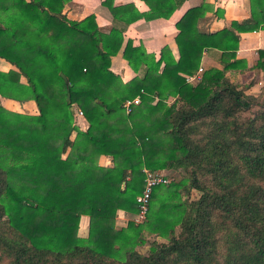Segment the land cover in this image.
<instances>
[{
	"label": "trees",
	"instance_id": "obj_1",
	"mask_svg": "<svg viewBox=\"0 0 264 264\" xmlns=\"http://www.w3.org/2000/svg\"><path fill=\"white\" fill-rule=\"evenodd\" d=\"M67 1L0 0V59L12 66L0 69V98L31 100L37 109L0 104V264H264V110L251 121L254 97L225 76L247 68L236 57L239 33L264 30V0H248L247 18L214 32L196 22L207 10L221 15L218 7L200 0L187 8L174 22L177 59L166 45L155 59L127 39L121 56L142 74L126 82L109 69L124 28L167 19L183 0H141L143 12L102 0L121 23L107 33L93 14L67 19ZM205 49L219 51L222 68L186 83ZM256 56L264 70V49ZM136 95L140 103L124 113L122 101ZM166 167L186 177L154 185L145 219L116 227L117 210L137 212L143 170ZM181 189L200 193L180 201ZM81 215L86 237L77 235ZM142 231L167 242L143 256L135 248Z\"/></svg>",
	"mask_w": 264,
	"mask_h": 264
},
{
	"label": "crops",
	"instance_id": "obj_2",
	"mask_svg": "<svg viewBox=\"0 0 264 264\" xmlns=\"http://www.w3.org/2000/svg\"><path fill=\"white\" fill-rule=\"evenodd\" d=\"M102 0H68L64 3L62 13L69 20L78 21L88 14H93L95 22L99 27V30L103 33H107L113 26H121V23H113L111 15L107 8L101 5ZM214 8L218 7L222 13L216 16L212 10H207L203 16L197 19L196 27L201 32H214L223 27L229 25L231 20L241 21L249 16L248 0H206ZM132 2L134 7L143 12L147 10L146 5L141 0H112V5H122ZM200 0H183L173 13L167 18H156L153 20L145 21L138 19L128 24L122 33L123 41L117 53L110 57L109 69L114 74H117L122 82L130 80L134 76H140L142 69L134 72L122 58L121 52L127 39L132 41L133 45H141L146 53L152 54L154 58H158L159 50L162 46L166 45L174 59H177L178 52L174 42V35L176 33L174 22L180 17V15L189 7L195 6ZM264 49V30H257L251 32H240L238 48L236 51V57L244 59L247 65L245 70H229L225 72V76L234 84H244V73H250L251 67L256 61V50ZM219 51L215 49H205L202 52L199 65L203 70L207 67L222 68V65L218 62ZM2 60V59H0ZM5 62L4 60H2ZM1 62V61H0ZM6 63V62H5ZM8 64V63H7ZM1 67L12 68L9 64H3ZM259 73H263L260 69H257ZM247 76V75H245ZM253 85V84H252ZM259 83L250 86L247 90H244L247 94H257ZM240 88V86H239ZM242 88V87H241ZM173 96H168L166 104L173 101ZM33 102V101H32ZM25 104H32L31 100L24 102ZM22 103V104H24ZM76 124L79 128L84 129L87 123L83 116H78ZM74 137V133H72ZM73 137H70L71 139ZM104 163L102 165L109 166L111 164L109 157L100 156ZM166 169V168H164ZM164 169H160L164 172ZM132 214L123 210H117L115 217L116 227H125L127 221ZM77 235L80 237L87 236V216L81 215L78 222Z\"/></svg>",
	"mask_w": 264,
	"mask_h": 264
},
{
	"label": "rangeland",
	"instance_id": "obj_3",
	"mask_svg": "<svg viewBox=\"0 0 264 264\" xmlns=\"http://www.w3.org/2000/svg\"><path fill=\"white\" fill-rule=\"evenodd\" d=\"M0 61H1L0 62L1 65H3V64L8 65L7 63L3 62L2 60H0ZM0 69H6V68L0 66ZM250 69H251L250 73L248 72V73L243 74L244 75L243 77H245V83L241 84L239 86L242 87L243 90H247L248 89L247 88L248 83L252 82L253 85L259 83V85L257 86L258 90H259L258 92H256L257 94H254V95L249 94V95L254 97L253 99H255L254 101L249 103L250 109H249V112L247 114V116H249L251 121H252V120H254V118L256 117V115L258 113H261L264 110V70H261V71H263V73H259L257 71V68L255 67V64ZM245 75H247V76H245ZM253 85H251V86H253ZM31 103L32 104H28V103L22 104V103H18L16 101H14V100L0 98V104L3 107H5L11 111L27 113V114H37V109L35 107L34 102L31 101ZM72 107L75 109H78L75 106H72ZM73 108H72V110H73ZM76 116L77 115H75V113H74V119L76 118ZM70 137H73L72 134L70 135ZM98 163H100V164L104 163L103 159L99 158ZM164 174L166 175V177H168L170 179V181H173V182L179 181L181 178L186 177L185 170H183L180 167H166V169H164ZM199 193L200 192L195 190V189H190L188 191V193L186 194L185 190L181 189L179 199H180V201L182 199L183 200L186 199V201H191V200L196 199L198 197ZM176 201H178L177 197L171 199L170 201H167V203L174 204V203H176ZM156 205H157V202H155V206ZM132 216L133 215H131L129 218V220H131V221H132ZM179 230H180L179 225H175V227L173 228L172 234L177 235ZM141 235L144 239V243L136 246L135 248H136V251L143 256H145L149 253V251H148L149 247L154 242L155 243H166L167 242V238L158 237V236H155L153 234L147 233L145 231H142ZM1 263L2 264H10L8 259H2ZM45 264H53V263H45Z\"/></svg>",
	"mask_w": 264,
	"mask_h": 264
},
{
	"label": "built area",
	"instance_id": "obj_4",
	"mask_svg": "<svg viewBox=\"0 0 264 264\" xmlns=\"http://www.w3.org/2000/svg\"><path fill=\"white\" fill-rule=\"evenodd\" d=\"M202 71V66L198 65L197 69L193 73L183 75L184 81L188 84L196 83L197 81H199ZM139 103L140 97L136 95L132 98L123 100L121 103V107L124 113L128 114L131 112L132 108ZM72 111L75 113V115L82 116V112L79 109L73 108ZM77 116L75 119H77ZM169 182L170 179L166 177L164 172H162L161 170H143V188L141 192L135 197L137 212L132 214V221L134 223H141L145 219L152 187L157 184H167Z\"/></svg>",
	"mask_w": 264,
	"mask_h": 264
},
{
	"label": "water",
	"instance_id": "obj_5",
	"mask_svg": "<svg viewBox=\"0 0 264 264\" xmlns=\"http://www.w3.org/2000/svg\"><path fill=\"white\" fill-rule=\"evenodd\" d=\"M60 76L62 77V79H63L64 82L66 83V82H67V79L65 78V76H64L62 73H60Z\"/></svg>",
	"mask_w": 264,
	"mask_h": 264
}]
</instances>
